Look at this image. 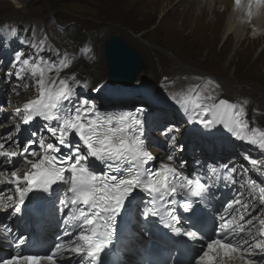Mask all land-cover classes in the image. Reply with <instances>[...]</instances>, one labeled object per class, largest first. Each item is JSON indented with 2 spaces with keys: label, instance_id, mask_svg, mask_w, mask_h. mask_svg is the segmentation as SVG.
<instances>
[{
  "label": "snow or ice",
  "instance_id": "1",
  "mask_svg": "<svg viewBox=\"0 0 264 264\" xmlns=\"http://www.w3.org/2000/svg\"><path fill=\"white\" fill-rule=\"evenodd\" d=\"M9 34L18 37L15 29ZM47 39L45 35L39 44L35 40L29 44L28 39L19 38L18 42L35 54L22 59L24 48L16 50L4 73L10 95L19 96L31 85L37 96L17 106L7 120L0 121V127L11 123L19 134L22 126L37 120L42 123L23 144L19 135L13 138L11 132L0 136V176L4 177L0 186L10 185L0 187V211L9 221L23 218L29 206L38 219L57 214L61 231L48 252L38 254L25 252L28 237L7 227L18 251L0 259V264H101L102 254L112 245L118 217L128 212L137 197L142 220L159 222L172 236L183 238L166 243L204 241L189 264H264V219H258L264 211V184L251 179L241 183L237 177L242 178L247 169L239 172L235 165L201 168L197 160L198 170L188 173L184 170L188 161L173 155L184 151V145L174 144L176 137L169 135L174 125L160 132L168 144L162 149L165 157L157 162L149 151V125L143 107L135 112L101 113L94 100L77 91L87 89V81L77 79L75 72L60 75L74 62L67 52L59 63L39 55ZM53 71L56 76L49 78ZM91 90L97 92L99 87ZM178 102L184 105L185 114L194 112L195 122L204 128L219 123L236 139L264 150L259 109H253L249 119L247 101L239 105L224 99L216 102L205 87ZM10 105L7 101L0 110ZM245 159L253 166L260 163L250 156ZM221 185L232 198L215 212L209 234L203 225L213 201L219 198ZM169 259L172 264H183L173 259L171 252Z\"/></svg>",
  "mask_w": 264,
  "mask_h": 264
},
{
  "label": "rangeland",
  "instance_id": "2",
  "mask_svg": "<svg viewBox=\"0 0 264 264\" xmlns=\"http://www.w3.org/2000/svg\"><path fill=\"white\" fill-rule=\"evenodd\" d=\"M17 1L20 3L19 9L8 0H0V23L8 16L15 15L14 29L18 33V37L12 39V50L4 40L0 41V54L5 55V60L0 58V76L4 82V85H0V105L11 101L10 106L0 110V121L7 120L17 106L22 107L37 96L31 85L22 89L19 96L10 95V85L5 81L4 73L11 67L16 50L24 48L22 59L35 54L31 47L25 48L20 44L19 38L28 39L29 44L33 40L39 44V40L47 35L40 56L59 63L69 47L77 57L84 54L86 62L90 64L99 58L98 46L101 41L124 34L136 38L146 60L147 70L139 78L138 85L143 88L150 86L156 96L153 106H147L151 116L147 134L149 151L158 155L159 160L166 155L162 149H166L168 141L160 132L174 125L169 135L176 137L174 144L184 145V151L177 150L174 156L180 152L189 156L190 163L200 161L209 146L222 143L230 144V150L225 153L230 157L223 154L220 160L228 163L243 160L241 146L217 133L220 126L212 127L206 134L200 128L193 127L191 112L179 113L176 106L183 105L178 102L180 99L190 98L194 92H203L207 87L216 102L221 97L237 105L247 101L249 119L253 116V109L264 112V37L260 41L254 40L255 32L252 30L255 24L251 25V20L242 21L247 24L249 34L244 44L240 45L235 32L225 36L231 8L226 9L220 3H213V0H27L25 5L21 0ZM239 3L245 8L249 7V0ZM235 4L236 0L233 8L237 11L239 9ZM211 9L217 14L206 13ZM202 11L203 15L200 16ZM73 25L87 30L89 39L71 35ZM131 46L138 50L137 46ZM84 49L88 51H82ZM185 66L190 67L191 71ZM73 71L78 79L85 80L78 71ZM94 71L95 68L90 65L88 74ZM48 75L53 78L56 72ZM81 95L97 100L91 94ZM133 103V106L145 105L144 102L135 104L131 100L127 104ZM162 105L166 107L162 108ZM40 123L37 120L31 126H22L24 131L21 134H25V140L30 138L32 130L39 128ZM4 125L13 131L11 123ZM216 156H219V152H216ZM253 158L260 163L264 161V156L260 154H255ZM246 164L253 166L248 162L238 166V170L247 169L244 168Z\"/></svg>",
  "mask_w": 264,
  "mask_h": 264
},
{
  "label": "bare ground",
  "instance_id": "3",
  "mask_svg": "<svg viewBox=\"0 0 264 264\" xmlns=\"http://www.w3.org/2000/svg\"><path fill=\"white\" fill-rule=\"evenodd\" d=\"M8 1L15 4L18 7V9L20 8V3L17 0H8ZM26 1L27 0H21L23 5L26 4ZM240 2L244 3L245 0H240ZM213 3H216V4L220 3L226 9L231 8V10H232L229 14V18H228L227 24L225 26V36H227V35L230 36V33L235 32L236 37H237V43H241L240 45L244 44V42L247 39L246 35L249 34V32H248V26H246L247 24H243L242 21L251 20L250 21L251 25L255 24V29H253V30L249 29V31L252 30L253 32H255V33H253L254 40L260 41L261 39H263V37H264V0H249V7L248 8H245V6L243 7V5H239L240 3L235 4L237 6V9H239L237 11L233 8L235 0H213ZM213 10L214 9H211L210 11H206V13L208 14L209 12H211V14H213V13L217 14V12H214ZM202 15H203V11L201 12L200 16H202ZM15 22H16V16L10 15L7 18L3 19L0 23V41L2 42V40H4V42L10 48V50H12V48H13L12 39H15V38L13 36H11L9 33H10L11 29H14V26L16 25ZM122 35L123 36H120V37L125 39L127 42L129 41V42H131L132 45L137 46V48L138 47L141 48L139 46L140 43L136 40V38H134L128 34H127L128 38L126 36H124V34H122ZM117 36H119V35H117ZM229 38H231V37H229ZM106 40H107V38L99 43V46H98L99 58L94 60V62L90 63V64L88 63L89 61L86 62V56L84 54H81L80 56L77 57L76 53H74V50L72 48H69V47L66 48V52L68 54H70L69 57L73 58L74 62L72 63L71 67L62 71L60 73V75L65 76V75H68V74H71L72 72H74L73 70L78 71L80 66H82L83 69L88 72L89 66L92 65L95 68L94 73L89 74V78L84 80V81H87L88 88L87 89L80 88V89H77V91L80 94L85 93V94H91L93 96H96L97 100H94V101H95L97 109L101 113H113L110 111H113L116 108L112 104L121 102L122 98L124 97V94H123L124 92L120 88L114 89V88H111L110 86H108V84H107V78H106L107 67L105 64L104 49H103ZM139 48H138V50H139ZM140 53L143 56V53L141 51H140ZM1 55H3V53L0 54V58L2 59V61L5 60V57H4L5 55H3L2 57H1ZM1 79H2V77L0 76V85L1 84L4 85V82H2ZM209 85H211V83H209ZM94 87H99V91L93 92L91 89ZM4 88H5V86H4ZM130 92H131V95H129L128 98L133 100L135 102V104L140 103V102L145 103V105L143 107L144 119L147 120L148 125H149L151 122V116L148 113L147 106H153L152 103H154V100L156 98V96L152 93L151 87L149 86L147 88H143L137 84L136 88L132 89V91L130 90ZM220 99H224V98L221 97ZM161 107L164 108V107H166V105H162ZM183 108H184V105H180V104L178 105L177 104V106H176V109L179 111V113H184V111L182 110ZM259 113H260V115L257 117L258 124H259V126L264 128V112L259 111ZM207 118H209V117H206V119ZM195 120H196V114L194 112H191L190 122H191V124H193L194 128L198 127V128H200V130H203L204 133L208 134L212 127L220 126V128L217 130V133H219L220 135H225V136L229 137L232 141L243 146L242 150H241L242 155H243V160L232 161L229 163L224 161V160L219 161L218 159H220L221 155L225 154L227 151L230 150V148H231L230 144L224 145L222 143H218L217 146H209V148H207L206 155H204V160L201 161V168H203L204 165H215L218 167L222 166V165H228V166L235 165L237 170H238V166L241 167V165H245V163L249 162L248 160L245 159V156H250L253 158V156L255 154L264 155V150H261L252 144L245 143V142H242V141L236 139L234 137V135L232 133H229L227 130H225L221 124L216 123V124H213L210 128L206 129V128H204L203 125L196 123ZM33 124H34V122H33ZM23 131L24 130H22L18 134L14 130L10 131L9 127L7 125H4L3 127H0V136H3L5 133L11 132L13 138H15L17 135H19V139H20L21 144H22V142L26 139L25 134H23V135L21 134ZM33 147H35V145H33ZM216 152H219L218 157L216 156ZM175 156L179 157L180 159H184V160L189 161V156H187V154H183V153L179 152ZM226 156L229 158L230 154H227ZM227 157H226V159H228ZM168 162L169 161L165 160V163H168ZM247 165L248 164H246V166H244V168H247L246 174L242 178L237 177L238 179L241 180V183H244L248 179H251V180L256 181L259 184H264V161L259 163L257 166L248 167ZM249 165L251 166L250 163H249ZM188 166L191 167L190 161L188 163ZM257 169H259V171ZM238 171L243 172L244 170H238ZM3 178L4 177L0 176V179H3ZM221 186H223V185H221ZM0 187H10V185L5 184V185H2ZM234 191H235V189H232V192H234ZM227 194L231 195V192L228 189H227ZM230 197L232 198V195ZM256 207L259 210V208H260L259 202H257ZM253 215H255V213H253ZM1 217L3 218V221H1ZM258 219H264V211L260 212ZM6 220H7L6 219V213L0 211V225H1V223L5 222ZM16 220H18V218L14 219L12 221L8 220L7 225L0 227V233H3V235H0V239H2V240L4 239L6 244H11V242H12V237H10L9 234L6 232V228L9 226L12 228V230L18 229L19 227H16ZM256 223L258 224V220L256 221ZM3 247H5V244H0V252H2Z\"/></svg>",
  "mask_w": 264,
  "mask_h": 264
},
{
  "label": "water",
  "instance_id": "4",
  "mask_svg": "<svg viewBox=\"0 0 264 264\" xmlns=\"http://www.w3.org/2000/svg\"><path fill=\"white\" fill-rule=\"evenodd\" d=\"M104 59L107 67V82L112 88L131 90L147 70V64L140 51L125 39L114 36L104 44ZM82 76L86 73L79 69Z\"/></svg>",
  "mask_w": 264,
  "mask_h": 264
},
{
  "label": "trees",
  "instance_id": "5",
  "mask_svg": "<svg viewBox=\"0 0 264 264\" xmlns=\"http://www.w3.org/2000/svg\"><path fill=\"white\" fill-rule=\"evenodd\" d=\"M87 30H84L82 27L79 26H74L73 25V30L71 31V35L74 34L76 37H82V39H89L88 32ZM92 32V31H90Z\"/></svg>",
  "mask_w": 264,
  "mask_h": 264
}]
</instances>
